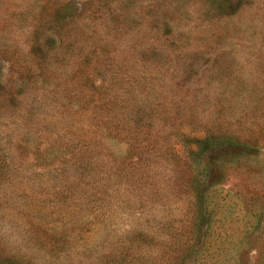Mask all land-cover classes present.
I'll list each match as a JSON object with an SVG mask.
<instances>
[{
  "label": "rangeland",
  "instance_id": "1",
  "mask_svg": "<svg viewBox=\"0 0 264 264\" xmlns=\"http://www.w3.org/2000/svg\"><path fill=\"white\" fill-rule=\"evenodd\" d=\"M0 264H264V0H0Z\"/></svg>",
  "mask_w": 264,
  "mask_h": 264
}]
</instances>
